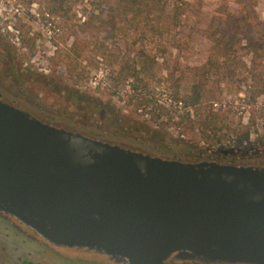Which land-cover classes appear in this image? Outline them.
I'll list each match as a JSON object with an SVG mask.
<instances>
[{
    "label": "water",
    "instance_id": "95a60500",
    "mask_svg": "<svg viewBox=\"0 0 264 264\" xmlns=\"http://www.w3.org/2000/svg\"><path fill=\"white\" fill-rule=\"evenodd\" d=\"M0 213L113 264H264V165L150 155L2 98Z\"/></svg>",
    "mask_w": 264,
    "mask_h": 264
},
{
    "label": "trees",
    "instance_id": "16d2710c",
    "mask_svg": "<svg viewBox=\"0 0 264 264\" xmlns=\"http://www.w3.org/2000/svg\"><path fill=\"white\" fill-rule=\"evenodd\" d=\"M216 2L205 24L197 30L207 42L204 59L189 68L194 80L187 93L180 94L165 55L180 47L176 34L189 15L199 12L202 0H99L77 31L68 27L70 0H37L41 7L38 16L52 25L47 30L51 32L49 39H57L51 42L55 47L51 57L57 59L55 62L63 66L67 75L70 78L81 75L79 66L90 58L108 59L115 67L114 80L128 81V101H132L133 109L149 117L125 121L106 107L86 102L71 87L63 89L65 108L90 110L91 115L104 119L105 126L116 128L123 136L137 134L133 138L143 143L162 144L168 139L164 127L194 126L200 142L219 149L209 158L229 157L221 155L225 137L220 132L225 118L219 112L220 107L212 108L217 94L209 86L227 85L237 72L244 71L246 76L238 81H249L251 101L264 96V21L257 19L255 0ZM15 30L20 47L32 55L34 38H26L20 30ZM1 37L0 79L9 83L7 90L24 88L30 72L21 68L15 49L2 42ZM118 40L129 41L130 57H118ZM144 43L151 45L147 47ZM162 70L164 76H159ZM151 83L169 84L170 97L161 103L151 100L149 91L154 86ZM246 136L247 132L243 139Z\"/></svg>",
    "mask_w": 264,
    "mask_h": 264
},
{
    "label": "rangeland",
    "instance_id": "374dc122",
    "mask_svg": "<svg viewBox=\"0 0 264 264\" xmlns=\"http://www.w3.org/2000/svg\"><path fill=\"white\" fill-rule=\"evenodd\" d=\"M99 0H70L68 11V27L77 31L87 13L96 6ZM190 1V0H186ZM216 0H202L199 12L189 15L176 34L180 47L166 54L168 69L177 81L180 94L187 93L193 77L189 68L203 61L207 42L198 33L208 14L216 5ZM41 7L37 0H0V35L1 41L15 49L16 58L21 68L30 73L24 81V88L7 90V82L0 79V98L9 103L23 107L43 122L78 131L91 138L100 139L119 145L129 146L133 150L148 153L167 159L200 160L207 159L222 163L264 165V96L253 101L248 97V80L239 71L229 84L210 85L209 89L217 94L212 108H218L224 116L221 132L225 137L221 155L229 157L211 159L217 154V147H209L199 141L194 126L165 128L168 137L161 143H143L136 141L132 133L123 136L117 129L106 125L103 118L91 115L90 110L67 109L64 100V87L78 90L80 96L88 103L94 102L106 107L118 118L142 121L147 113L133 109L132 101H128L130 89L128 81L114 80L115 67L108 59H89L79 66L81 75L70 78L63 66L51 57L55 47L51 45L56 38L49 39L52 25L38 14ZM254 12L257 19L264 21V0H255ZM16 29L26 38H34L32 55L20 47ZM39 32V33H38ZM35 33L37 35H35ZM68 42V41H67ZM66 42V43H67ZM129 41L118 40V57L131 56ZM147 47L150 43H144ZM246 62V58L244 57ZM160 62V59L157 60ZM158 76V75H157ZM164 76V71L159 73ZM149 91L151 100L158 103L170 97L169 84L151 83ZM167 102V101H166ZM88 109V108H87ZM153 125V124H152ZM153 128H158L153 125ZM247 132L246 139H243ZM132 136V137H131ZM219 150V149H217ZM196 155H200L196 158ZM170 264H201L193 261H169ZM0 264H113L107 257L85 249L61 248L51 246L42 241L32 230L22 226L15 219L0 213Z\"/></svg>",
    "mask_w": 264,
    "mask_h": 264
},
{
    "label": "flooded vegetation",
    "instance_id": "af4514ba",
    "mask_svg": "<svg viewBox=\"0 0 264 264\" xmlns=\"http://www.w3.org/2000/svg\"><path fill=\"white\" fill-rule=\"evenodd\" d=\"M166 264H170V262H169V261H167V262H166Z\"/></svg>",
    "mask_w": 264,
    "mask_h": 264
}]
</instances>
